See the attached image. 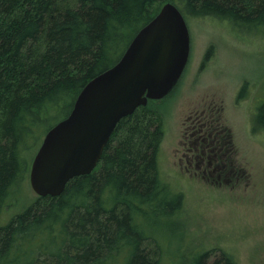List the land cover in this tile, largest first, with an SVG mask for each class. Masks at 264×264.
Masks as SVG:
<instances>
[{
	"label": "trees",
	"instance_id": "1",
	"mask_svg": "<svg viewBox=\"0 0 264 264\" xmlns=\"http://www.w3.org/2000/svg\"><path fill=\"white\" fill-rule=\"evenodd\" d=\"M168 2L184 18L264 35V0H0V216L24 180L21 149L34 128L64 119ZM150 102L117 124L90 174L0 225V264H236L223 252L213 262L208 251L185 254L174 225L184 196L160 173L163 119ZM252 127L264 132V102Z\"/></svg>",
	"mask_w": 264,
	"mask_h": 264
},
{
	"label": "rangeland",
	"instance_id": "2",
	"mask_svg": "<svg viewBox=\"0 0 264 264\" xmlns=\"http://www.w3.org/2000/svg\"><path fill=\"white\" fill-rule=\"evenodd\" d=\"M185 21L186 68L167 97L150 102L163 119L160 173L184 196L175 229L180 224L186 255L208 251L213 262L223 252L236 264H264V132L252 127L264 102V35L229 20L187 16ZM60 118L35 127L22 146L24 180L9 196L0 225L37 198L30 164Z\"/></svg>",
	"mask_w": 264,
	"mask_h": 264
},
{
	"label": "water",
	"instance_id": "3",
	"mask_svg": "<svg viewBox=\"0 0 264 264\" xmlns=\"http://www.w3.org/2000/svg\"><path fill=\"white\" fill-rule=\"evenodd\" d=\"M189 54L185 18L175 4L165 3L139 29L119 60L93 77L70 113L44 135L29 171L37 197H58L70 180L90 174L117 124L174 90Z\"/></svg>",
	"mask_w": 264,
	"mask_h": 264
},
{
	"label": "bare ground",
	"instance_id": "4",
	"mask_svg": "<svg viewBox=\"0 0 264 264\" xmlns=\"http://www.w3.org/2000/svg\"><path fill=\"white\" fill-rule=\"evenodd\" d=\"M31 134V133H30ZM113 256V255H112ZM112 258V257H111Z\"/></svg>",
	"mask_w": 264,
	"mask_h": 264
}]
</instances>
